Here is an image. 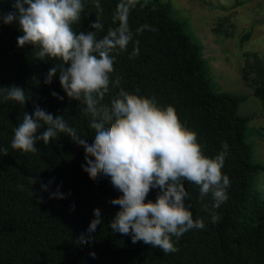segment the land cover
Segmentation results:
<instances>
[{"label":"trees","instance_id":"16d2710c","mask_svg":"<svg viewBox=\"0 0 264 264\" xmlns=\"http://www.w3.org/2000/svg\"><path fill=\"white\" fill-rule=\"evenodd\" d=\"M122 2L126 0H84V13L74 30L92 31L90 24L98 20L103 30L97 37H103L119 27ZM12 3L0 0V13L14 11ZM234 15L233 11L218 20L226 29L234 28ZM144 25L156 30L138 33ZM128 26L133 39L126 51L114 50L112 78L120 77V87L126 91L139 89V95L155 97L161 107L173 106L181 122L197 133L205 155L215 156L223 143L228 144L221 170L230 179L228 200L213 209L210 195L201 200L199 188L185 182V203L205 227L186 232L174 253L164 254L142 241L133 244L130 235L113 232L109 222L119 206L110 201L121 193L108 177L89 178L81 167L85 164L82 146L60 134L49 145L38 141L35 154L11 147L14 128L24 112H33L34 103L54 116L63 115L89 144L94 130L89 128L91 117L83 111V101L66 95L58 73L50 84L44 83L48 70L60 61L36 59L31 45L18 47L17 37L23 35L18 23L0 19V87L20 86L31 97L23 107L12 100L0 101V147L8 149L7 155L0 156V264H264V195L253 184L261 167L252 160L245 142L247 121L237 111L243 98L211 87L201 45L184 31L170 0H136L129 8ZM136 47L139 54L132 58ZM263 61L258 53H251L244 67L243 77L256 97H264V78L250 74L263 69ZM53 91L63 99L52 96ZM117 91L110 86L104 103ZM29 177L37 182L31 185ZM49 181L48 190H42L41 184ZM58 186L65 198L50 199ZM155 198L153 189L146 199ZM95 208L101 210L102 224L89 242L80 245L78 237L87 235ZM212 211L220 216L215 224Z\"/></svg>","mask_w":264,"mask_h":264},{"label":"clouds","instance_id":"9594fccd","mask_svg":"<svg viewBox=\"0 0 264 264\" xmlns=\"http://www.w3.org/2000/svg\"><path fill=\"white\" fill-rule=\"evenodd\" d=\"M135 2L126 0L118 6L119 27L109 29L101 38L97 32L103 30V25L98 20L90 24L92 31L74 30L84 13V0H13L14 11L0 13L3 23H18L23 33L17 37L18 47L31 45L36 59L60 61L48 70L44 83L50 84L58 73L66 95L83 101V111L91 117L89 128L94 130L89 144L63 115L54 116L34 103L33 112H24L22 122L14 128L11 147L35 154L38 141L49 145L60 134L68 136L83 147L85 164L81 167L89 178L95 181L108 177L121 193L110 201L119 206L109 222L111 230L130 235L133 244L142 241L168 254L178 251L176 242L186 232L205 227L204 220L194 219L185 203V182L199 188L201 200L210 195L213 209L228 200L230 179L221 170L229 146L223 143L215 156L205 155L197 133L181 122L173 106L161 107L155 97L139 95V89L126 91L120 87V77L112 78L114 50L126 51L133 39L128 13ZM95 6L100 7L98 2ZM145 29L156 30L144 25L137 32ZM138 54L136 47L131 57ZM110 86L118 91L104 103ZM51 95L63 99L55 91ZM30 98L20 86L0 87V101L12 100L23 107ZM7 154L8 149L0 147V156ZM28 179L31 185L37 182L34 177ZM51 183H42L41 189L47 191ZM153 189L155 200L146 199ZM49 198L63 199L65 194L58 186ZM93 215L87 235L78 237L80 245L89 242L91 233L102 224L99 208L93 210ZM210 219L215 224L220 216L212 211Z\"/></svg>","mask_w":264,"mask_h":264},{"label":"rangeland","instance_id":"374dc122","mask_svg":"<svg viewBox=\"0 0 264 264\" xmlns=\"http://www.w3.org/2000/svg\"><path fill=\"white\" fill-rule=\"evenodd\" d=\"M170 1L184 31L201 45L211 87L243 98L237 111L247 121L245 142L250 156L261 167L253 184L264 195V97H256L253 86L243 77L248 54L258 53L264 58V0ZM240 1L244 3L232 8ZM233 11L236 26L226 29L222 19H218ZM262 67L250 76L263 79Z\"/></svg>","mask_w":264,"mask_h":264}]
</instances>
